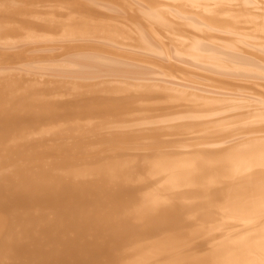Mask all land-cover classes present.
<instances>
[{"label": "bare ground", "instance_id": "6f19581e", "mask_svg": "<svg viewBox=\"0 0 264 264\" xmlns=\"http://www.w3.org/2000/svg\"><path fill=\"white\" fill-rule=\"evenodd\" d=\"M0 48V264H264V0H0Z\"/></svg>", "mask_w": 264, "mask_h": 264}, {"label": "rangeland", "instance_id": "374dc122", "mask_svg": "<svg viewBox=\"0 0 264 264\" xmlns=\"http://www.w3.org/2000/svg\"><path fill=\"white\" fill-rule=\"evenodd\" d=\"M23 44L25 45V43H23ZM23 44H22V45H23ZM26 44H27V43H26ZM6 48H7V47H6ZM6 48H0V49H6ZM7 49H8V48H7ZM0 52H1V51H0ZM2 52L5 53V54H6V53L10 54V55H9V58H10V57H13V55H14V57H15V54H16V53L13 54L14 51H12V50H11V52H9L8 50H7V51L2 50ZM3 53H2V54H3ZM0 54H1V53H0ZM8 54H7V55H4V58H5V59H4V58H1V57H3L2 55H0V58H1L2 60H5V61H6V58H7V60H8ZM11 55H12V56H11ZM5 56H6V57H5ZM133 64H136L137 66H139V67H137V69H138V68H141V67L144 65L143 63H141V64L138 63V64H137V63H134V62H133ZM142 64H143V65H142ZM140 66H141V67H140ZM145 66H146V67H145ZM145 66H143V68H150V67H151V66H149V65H147V64H145ZM64 68H65V69H68V70H74V69H76L75 67H69V68L64 67ZM132 69H135V67H132ZM220 184H221V185H220ZM223 185L225 186L226 184H224L223 182H220V180H219V182H218V184H217L216 186H221V187H222Z\"/></svg>", "mask_w": 264, "mask_h": 264}]
</instances>
